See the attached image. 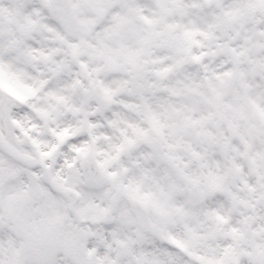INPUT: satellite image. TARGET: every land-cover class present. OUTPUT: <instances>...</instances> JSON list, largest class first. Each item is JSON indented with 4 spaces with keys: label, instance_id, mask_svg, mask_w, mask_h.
Returning a JSON list of instances; mask_svg holds the SVG:
<instances>
[{
    "label": "clouds",
    "instance_id": "obj_1",
    "mask_svg": "<svg viewBox=\"0 0 264 264\" xmlns=\"http://www.w3.org/2000/svg\"><path fill=\"white\" fill-rule=\"evenodd\" d=\"M0 264H264V0H0Z\"/></svg>",
    "mask_w": 264,
    "mask_h": 264
}]
</instances>
